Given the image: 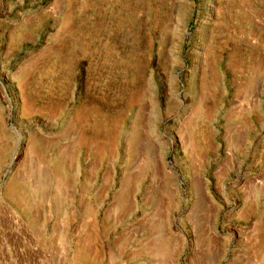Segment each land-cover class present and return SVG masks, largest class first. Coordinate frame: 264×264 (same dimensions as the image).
Here are the masks:
<instances>
[{"label":"rangeland","instance_id":"rangeland-1","mask_svg":"<svg viewBox=\"0 0 264 264\" xmlns=\"http://www.w3.org/2000/svg\"><path fill=\"white\" fill-rule=\"evenodd\" d=\"M0 264H264V0H0Z\"/></svg>","mask_w":264,"mask_h":264}]
</instances>
